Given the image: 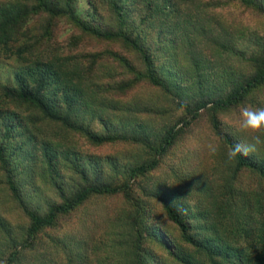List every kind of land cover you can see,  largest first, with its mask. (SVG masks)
<instances>
[{
	"label": "trees",
	"instance_id": "1",
	"mask_svg": "<svg viewBox=\"0 0 264 264\" xmlns=\"http://www.w3.org/2000/svg\"><path fill=\"white\" fill-rule=\"evenodd\" d=\"M3 1L0 59H13L18 69L12 67L11 79L0 84V197L23 222L0 264H264V151L226 162L224 193L216 197L213 185L191 195L196 187L175 179L172 167L198 158L194 141L202 134L187 128L201 119L202 131L222 142L219 161H210L219 166L227 160L240 137L218 119L242 104L264 107V40L243 48L234 35L210 38L226 59L213 51L219 66L208 64L203 52L206 65L182 63L187 70L165 75L156 53L171 55L173 46L164 40L165 47L149 49L140 33L155 16L165 17L164 7L150 10L146 3L131 23L129 4L138 0ZM177 1L232 9L242 19L264 16V0ZM33 19L38 26L31 29ZM221 32L229 34L223 27ZM26 59H33L30 65H19ZM211 68L220 73L208 83L212 97L193 109L179 101V117L167 124H142L153 131L125 136L115 130L119 111L124 118L146 110L134 100L143 88L164 94L177 88V96L199 86L204 92L208 85L198 69ZM85 109L91 114L86 120ZM121 144L133 146L125 162L95 154ZM79 152L86 154L89 171L75 161ZM37 159L43 191L35 186L27 192L20 169ZM168 168L178 186L153 176ZM73 173L80 184L67 195ZM244 175L255 186L241 183ZM85 203L91 209L82 215ZM102 205L116 210L110 219L95 215L106 216Z\"/></svg>",
	"mask_w": 264,
	"mask_h": 264
},
{
	"label": "rangeland",
	"instance_id": "2",
	"mask_svg": "<svg viewBox=\"0 0 264 264\" xmlns=\"http://www.w3.org/2000/svg\"><path fill=\"white\" fill-rule=\"evenodd\" d=\"M133 1V0H132ZM217 0H213V4H215ZM3 0H0V3H3ZM147 4H151L150 10L153 7V10L158 8H163L164 10H168L166 12L165 17L159 16L153 18L147 25H143L140 28V33H142L144 45L149 49L157 48L156 44L159 47H165V42L170 43L173 48L170 49L172 54L165 55L162 52H157L156 55L157 65L158 63L163 66V72L167 75L169 72L176 69L184 68L182 63L186 64H197L206 65L205 60L202 59L203 52L205 53L208 60L206 61L209 64L211 61L213 66H219L218 61L214 59L212 54L213 51L218 49L219 54L223 57V61H225L224 55L221 53L219 47L215 48L214 45L209 41L210 38L221 36L220 41L225 36V38L230 39L235 38L237 43L240 44L243 48H249L250 44L256 40H264V16H260L256 13H252L248 18H238L235 16V12L232 9L225 10L222 8H217L215 6H210L206 4H189V3H181L177 0H171V6L165 2L164 0H138L136 3L132 2L129 4V20L131 23L138 19V17L143 13L144 6ZM152 13V12H151ZM151 17V16H149ZM32 28L37 27V19H33ZM223 27L224 32L228 31V33H222L221 29ZM34 31V30H33ZM249 34H252V38H249ZM240 35H243V40ZM61 47L64 45V38L59 37ZM64 42V43H63ZM244 51L246 49H243ZM189 51V53H187ZM187 54V58H183L180 54ZM188 54L193 55V57L188 58ZM31 60L26 59L22 61L19 65H30ZM12 67L18 69L17 64L13 59L5 60L0 59V84L4 85L8 83L11 79ZM187 70L188 68H184ZM212 71L208 69H198L200 75H202V82L208 85V83H214L218 81V77L220 73H217L216 70L211 68ZM207 75H209V80L207 81ZM176 79V78H175ZM201 82V83H202ZM184 82H176L178 84H183ZM208 85L206 90L203 92L199 86L200 90L192 89L186 96H177L179 93L178 89H173L169 94H164L162 91L157 89H152L145 87L143 88L138 96L134 98V100L143 104V107L146 109L144 112L139 113L138 115L132 112L126 117L122 118L121 113L119 111L118 116L120 117L121 124L116 125V131L123 133L125 136L128 135H139L142 132L146 131L149 127L142 124L151 121L154 125L157 124L163 125L167 124L171 118H177L180 114V108L183 109V105L179 104V101L183 103H189V109H193L197 103L204 102V100L212 97V85ZM197 90L199 93H195ZM221 92V87L219 88ZM3 107L8 108L6 105H2ZM10 109V108H8ZM11 110V109H10ZM113 117V114L110 113ZM185 115H188L187 113ZM91 117V114L85 109L84 110V120ZM225 116L222 119H218L220 124L224 129H227L225 124L223 123ZM174 120V119H173ZM146 121V122H145ZM1 122V121H0ZM181 125V123H180ZM138 126H142L138 128ZM183 134L186 133L185 126L181 125ZM205 124L203 123V119L199 122L196 121V126L191 124L189 126L188 131H197L202 134L201 139L194 141V145L196 151L198 153V158L194 159L191 162H186V167L183 166L176 167L172 166L176 169V177L179 182L186 181L189 183L188 187H196L191 195H198V191L201 190L202 185L212 187V193L214 197L220 196L224 193L225 184H224V174L226 173L227 160H224L223 165L216 166V163H212L210 161V157L205 151L204 145L209 140H214V137L208 135L210 133H204L202 130L204 129ZM151 131L154 128L150 127ZM3 131L0 129V146L3 147L2 142ZM196 138V137H195ZM61 139L58 138V141ZM33 142H35L36 146H38L39 140L33 138ZM114 146V145H113ZM109 147L107 150L98 151L99 153H95L97 155H117L120 158V163L125 162L127 157L132 152L133 146L131 144H121L116 145L114 147ZM218 156V155H217ZM219 161L218 157H213ZM86 154L79 152L76 154L75 161H77L78 165H86L89 161L87 160ZM91 161V158L89 159ZM36 163H29V166H24L23 170L20 169V175L24 176V181H26L23 187H26V191H32L35 186L39 184H43V171L39 168L38 159L35 161ZM215 162V161H214ZM99 163V162H98ZM89 164L85 167V171H89ZM82 167V166H80ZM61 173L62 170L60 169ZM165 172L167 169L165 168ZM156 174V175H155ZM153 176L159 178L160 181H166L167 184H172L174 186H178L175 180L168 173H155ZM98 177L101 174H97ZM65 176V175H64ZM69 176V174L67 175ZM65 176V177H67ZM89 179V178H88ZM98 179V178H97ZM79 176L75 173L72 174L69 187L66 189L67 195H70V189L75 190L80 184ZM193 184H191L190 182ZM244 181H251L252 186H255V180L250 176L244 175L241 179V183ZM182 185L181 183H179ZM44 185V184H43ZM186 186V185H185ZM35 189H42V186H38ZM206 189V188H205ZM204 190V189H203ZM6 198V197H5ZM195 200V199H194ZM97 206L98 204L94 202ZM8 204V203H7ZM5 199L0 197V258H3V253H6L10 250L9 238L17 237L16 232L22 226V218L19 213L16 211H10L9 204L7 205ZM118 206V205H117ZM80 209H82L81 214L85 211H88L90 206L88 203H85ZM102 212L105 213V217H101L97 211L95 215L98 218H106V220L111 218L115 211L114 207L110 210L102 205ZM79 215V214H78ZM81 215V216H82ZM82 219V217H81ZM76 221V219H75ZM92 258L93 255L89 254Z\"/></svg>",
	"mask_w": 264,
	"mask_h": 264
},
{
	"label": "clouds",
	"instance_id": "3",
	"mask_svg": "<svg viewBox=\"0 0 264 264\" xmlns=\"http://www.w3.org/2000/svg\"><path fill=\"white\" fill-rule=\"evenodd\" d=\"M223 123L240 137L227 150L228 163H234L237 157L246 158L264 151V107L242 104L226 113ZM204 148L209 156L215 157L222 149L221 138L207 141Z\"/></svg>",
	"mask_w": 264,
	"mask_h": 264
}]
</instances>
